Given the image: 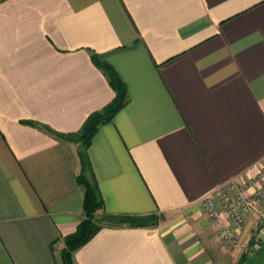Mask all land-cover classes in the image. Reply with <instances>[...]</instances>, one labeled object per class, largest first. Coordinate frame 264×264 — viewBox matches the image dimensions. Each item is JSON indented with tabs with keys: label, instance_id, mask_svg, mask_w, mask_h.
Segmentation results:
<instances>
[{
	"label": "crops",
	"instance_id": "obj_1",
	"mask_svg": "<svg viewBox=\"0 0 264 264\" xmlns=\"http://www.w3.org/2000/svg\"><path fill=\"white\" fill-rule=\"evenodd\" d=\"M92 53L127 89L87 148L99 213L162 218L103 226L73 264H242L202 201L264 168V0H0V264H62L83 217L77 144L45 126L113 99Z\"/></svg>",
	"mask_w": 264,
	"mask_h": 264
},
{
	"label": "trees",
	"instance_id": "obj_2",
	"mask_svg": "<svg viewBox=\"0 0 264 264\" xmlns=\"http://www.w3.org/2000/svg\"><path fill=\"white\" fill-rule=\"evenodd\" d=\"M91 56L94 64L103 71L115 91L113 99L102 109L90 113L81 127L75 132L60 133L45 126L47 131L54 134L57 138L77 144V155L81 170L76 176V180L85 188L82 203L83 217L76 230L66 235L63 239L64 247L60 251L62 264H73V252L84 245L105 225L146 227L150 224L154 226L158 223L157 214L125 215L102 212L101 219H96V213L103 209V200L95 178L91 173L87 148L99 125L110 121L115 113L126 104L127 89L125 83L111 64L99 58L96 53H92Z\"/></svg>",
	"mask_w": 264,
	"mask_h": 264
},
{
	"label": "built area",
	"instance_id": "obj_3",
	"mask_svg": "<svg viewBox=\"0 0 264 264\" xmlns=\"http://www.w3.org/2000/svg\"><path fill=\"white\" fill-rule=\"evenodd\" d=\"M264 201V168L245 184H239L231 179L224 185H219L215 191L206 196L202 205L206 216L217 226L220 239L232 247H243L238 236L246 221L250 217H257L260 222L258 231L255 232L256 242L259 246L264 235V214L261 216L258 206Z\"/></svg>",
	"mask_w": 264,
	"mask_h": 264
},
{
	"label": "rangeland",
	"instance_id": "obj_4",
	"mask_svg": "<svg viewBox=\"0 0 264 264\" xmlns=\"http://www.w3.org/2000/svg\"><path fill=\"white\" fill-rule=\"evenodd\" d=\"M262 203H264V201H262L260 203V205ZM258 211H259V213H257L258 216L259 215L261 216V214H264V209L260 208V206H258ZM101 216H102V213H99V211H98L96 213V219L100 220ZM157 216H158L157 222L159 223V221L161 220L162 217L159 214H157ZM258 220L259 219L256 216L250 217V219H248L246 221V224L244 225L242 231L245 229L248 222L251 223V226L253 229L252 232L254 231V233H255L256 231H258L259 224H260V222ZM157 224H155V225H157ZM151 226H152V224L149 225V227H151ZM261 236H262L261 238H257V239H258V241L264 242V235H261ZM254 237H255V234L252 235L250 239H252L253 241L256 242V240H255L256 238H254ZM239 248H241V254H242L243 259H244L242 264H264V243H262V245L260 244L259 246L255 247V249H252L250 246L247 245V243H244L243 247H239Z\"/></svg>",
	"mask_w": 264,
	"mask_h": 264
}]
</instances>
